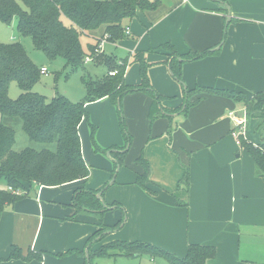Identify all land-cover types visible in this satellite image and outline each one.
<instances>
[{
    "label": "crops",
    "instance_id": "0c3cea01",
    "mask_svg": "<svg viewBox=\"0 0 264 264\" xmlns=\"http://www.w3.org/2000/svg\"><path fill=\"white\" fill-rule=\"evenodd\" d=\"M126 29V38L108 41L124 45L129 54L120 60L111 55L126 61L124 83L141 84V66L134 59L143 54L151 64L153 89L165 97L164 107L176 110L184 101L199 102L187 113L184 108L166 116L160 111L162 116L152 122L153 98L144 91L127 94L122 106L132 142L118 171L113 158L94 146L108 150L126 145L117 126L103 127L102 140L92 114L98 139L90 141L84 124L91 107L110 117L113 102L88 103L89 117L79 133L90 177L58 187L34 186L6 206L0 219V264H86L89 252L114 241L152 244L180 258L190 245L212 246L216 256L206 264H264V177L244 147V142L256 147L264 143V112L250 115L245 103L264 93V0H161L156 10L128 21ZM101 36L94 32L89 46ZM167 43L180 56L209 54L179 58V80L171 68L175 56L164 48ZM231 113L247 117V139L241 145ZM140 158L150 168L145 187L136 184L145 172ZM80 191L96 192L109 210L102 216L81 212L74 204ZM122 220L99 245V224L113 227ZM13 247L40 258L10 259ZM140 257L95 258L92 264H137ZM158 261L169 264L151 258Z\"/></svg>",
    "mask_w": 264,
    "mask_h": 264
},
{
    "label": "trees",
    "instance_id": "16d2710c",
    "mask_svg": "<svg viewBox=\"0 0 264 264\" xmlns=\"http://www.w3.org/2000/svg\"><path fill=\"white\" fill-rule=\"evenodd\" d=\"M161 5V0H0V24H12L15 21L20 36L32 40L36 50L43 52L53 61L65 60L67 67H81L88 56L82 45V36L90 38L94 32L103 29V37L93 46H89V56L101 59L108 73L118 71L116 76H106L102 81H92L87 85V96L83 102L73 103L65 96L59 95L48 101L45 96L33 92L40 81L41 68L30 58L21 42L0 43V219L6 206L13 205L28 194L34 186L58 187L67 183L90 177V168L83 155L79 133L80 124L88 119L86 105L109 98L120 107L123 113L122 100L130 93L144 91L153 98L149 118L153 122L158 117L180 112L187 113L194 102L184 101L176 110L163 106L164 96L156 92L151 83L148 70L151 64L146 62L143 54L135 56L134 61L140 63L142 82L138 86H127L124 83L126 61L119 63L111 56H104L98 50L100 42L107 36V41H119L126 38L125 30L128 21L134 19L139 12L154 11ZM69 21V24L66 23ZM13 41L15 39H12ZM170 51L172 72L181 80L182 60H194L209 54H188L180 56L170 43L164 45ZM96 55V56H95ZM177 66L179 68L177 69ZM16 83L22 93L13 100L9 97V88ZM207 93L233 95L216 90H204ZM192 92H189V94ZM250 115L262 109L264 112V93L252 100L245 101ZM21 124L27 138L42 149L26 147L15 150L16 126ZM124 124V122H123ZM92 127V139L95 128ZM124 127V125H123ZM125 130V128H123ZM132 137L127 132L126 145L114 149L102 150L94 142L98 151H113L111 157L116 163L115 170L124 165L126 150L131 145ZM244 147L252 156L258 174L264 177V143L254 146L244 142ZM126 153H124V152ZM145 172L138 176L136 184L145 187L149 179L148 163L140 158ZM113 171V177L117 173ZM186 175L185 181L187 182ZM109 186V184L106 185ZM19 191L20 195L13 191ZM74 204L77 209H86L101 216L109 207L96 197V192L80 191L76 194ZM102 222V221H101ZM120 221L111 231L118 229ZM110 247H102L89 252L86 264H92L95 258L140 257L161 258L169 264H206L216 256L212 246L190 245L184 258H180L164 249L143 242L118 241ZM109 249H113L110 252ZM37 254L24 256L21 249L13 247L10 259L31 260ZM40 258V256H38Z\"/></svg>",
    "mask_w": 264,
    "mask_h": 264
},
{
    "label": "rangeland",
    "instance_id": "374dc122",
    "mask_svg": "<svg viewBox=\"0 0 264 264\" xmlns=\"http://www.w3.org/2000/svg\"><path fill=\"white\" fill-rule=\"evenodd\" d=\"M66 23L69 24V21L66 20ZM103 29L98 30L96 32V35L98 37L101 36V32ZM103 37V36H101ZM12 38H15L13 41ZM11 42H21L28 54L30 55V58L32 61L40 68L42 66H46L49 69V72L47 75H41L40 81L36 84V86L33 89V92H36L42 96H45L48 101H51L54 97H57L59 95L65 96L73 103H79L83 102L87 96V85L90 84L92 81H102L105 78V75L107 73V67L103 65L101 62V59H96L95 57L91 56L90 62L84 63L83 66L75 68V67H67L65 60L63 59H57V60H49L46 55L38 51L34 48L32 40L27 37L24 38L20 36L17 32L15 21H13L12 24L8 25L5 23L0 24V43H11ZM94 44V39L87 38L86 36H82V45L85 49L87 55L89 56V45ZM124 45L121 44H110L108 41L104 44V47L101 48V52L104 54V56H111L114 55L117 57L118 60L125 58L129 56L128 53H126V50L124 49ZM98 50L95 51V54H97ZM96 56V55H95ZM117 59H115L117 61ZM124 62L125 61H121ZM119 62V63H121ZM127 65L125 66L126 70ZM106 76H109L108 74ZM22 91L20 90L19 86L16 83H12L9 88V97L13 100H16L19 98ZM113 106V112L111 113L110 117L105 118V111L104 109L97 108H90L91 111V117L87 121H85V127L88 131L89 140H97V130L94 134V137L92 139L91 134V124L93 122L92 120V114H94L95 118L97 119L96 122L99 123V135L104 140L103 132L105 126H109L110 129L117 126L118 132L121 133V136L123 138V141H126V135H127V122L124 119V114L120 113V107L116 104L111 103ZM124 122V124H123ZM94 124V122H93ZM124 125V127H123ZM125 128V130L123 129ZM83 135V134H82ZM84 137V135H83ZM26 147H34L36 149H42L44 146L40 144H36L31 142L25 133L22 130L21 124H18L16 126V145L15 150H21ZM114 149L115 148H109ZM111 151V150H110ZM109 151H107L106 155H104L107 159L111 160L112 157L108 156ZM81 212H86L89 210L81 209ZM100 225V230L97 234V243L99 245L104 241L105 233L109 232L111 229L110 227H106L103 224ZM118 241L110 242L107 244L100 245L98 248L102 247H110L111 244L116 243ZM110 245V246H109ZM107 247V248H108ZM98 250V249H97ZM113 249H109L110 252H116L112 251ZM159 264H166L165 261H158ZM137 264H154L151 262V258L147 256H142L136 261Z\"/></svg>",
    "mask_w": 264,
    "mask_h": 264
},
{
    "label": "built area",
    "instance_id": "2783aa9c",
    "mask_svg": "<svg viewBox=\"0 0 264 264\" xmlns=\"http://www.w3.org/2000/svg\"><path fill=\"white\" fill-rule=\"evenodd\" d=\"M130 31L129 29H126L125 30V34H129ZM107 36L100 42L99 46H98V49L97 50H100L101 48L104 47V44L106 43L107 41ZM101 51V50H100ZM91 58L90 56H87L86 57V62H90ZM49 72V69L48 67L46 66H43L41 68V73L43 75H47ZM118 74V71H112V72H109L108 75L109 76H116ZM231 115V118L233 120V122L235 123L236 127L238 128V131L236 132L235 134V137L237 139V143L238 145H241L242 144V140H246L247 139V127H248V121H247V117L246 115L243 116V117H237L236 115H234L233 113L230 114ZM9 190L13 191L11 188H9ZM14 194L16 195H20V192L19 191H13Z\"/></svg>",
    "mask_w": 264,
    "mask_h": 264
},
{
    "label": "water",
    "instance_id": "95a60500",
    "mask_svg": "<svg viewBox=\"0 0 264 264\" xmlns=\"http://www.w3.org/2000/svg\"><path fill=\"white\" fill-rule=\"evenodd\" d=\"M108 156H111V152L108 153ZM119 170V168L117 169V171ZM100 195V194H99ZM100 198V196H98ZM88 257V256H87Z\"/></svg>",
    "mask_w": 264,
    "mask_h": 264
}]
</instances>
